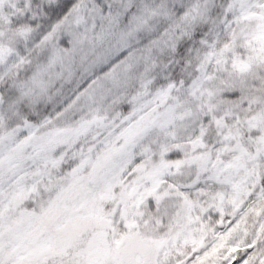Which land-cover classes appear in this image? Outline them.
<instances>
[{"label":"rangeland","instance_id":"obj_1","mask_svg":"<svg viewBox=\"0 0 264 264\" xmlns=\"http://www.w3.org/2000/svg\"><path fill=\"white\" fill-rule=\"evenodd\" d=\"M137 1L199 40L153 63L99 1L0 0V80L65 23L0 102V264H47L80 218L71 264H264V0Z\"/></svg>","mask_w":264,"mask_h":264},{"label":"trees","instance_id":"obj_2","mask_svg":"<svg viewBox=\"0 0 264 264\" xmlns=\"http://www.w3.org/2000/svg\"><path fill=\"white\" fill-rule=\"evenodd\" d=\"M97 1L104 5L107 10L112 12L114 16L119 17L120 21H124L125 23L130 25L131 31L133 32V36L131 37L133 49H136L139 52L146 51L147 49L146 52H149L151 54V60H153V63L168 57V43L171 42L170 34H172V30L175 31L176 27H178L179 24L183 26L182 28L184 29V31L181 32L182 34L176 45L178 44V42H180V46L184 48L188 44H191L193 40H199V36L196 35L195 30L193 29V27L195 26L194 23L190 24L186 21L181 22L174 19L169 20L166 19L164 15L153 16L149 12L148 14H146V20L133 19L134 17H136V15H138L141 7L143 8L142 4H140L137 0H83V2L87 4ZM64 24L65 23H60L48 36L45 37V39L40 42V44L34 47L33 50L29 52L22 50L19 51L21 56L18 65L7 72L6 75L0 80V102L3 104V106L9 107V109L13 108V93L11 91L14 90L16 81H19V79L22 80L24 75L30 72L31 67L36 64L43 55H48L45 52L47 51L46 47L48 43L54 44L58 35L60 34L58 32H60V29H62V27H64ZM0 35H2L1 32ZM1 38L7 39V45L9 43L7 41L11 40L8 38V36H2ZM141 53L144 54V52ZM177 56L179 57L180 55L178 54ZM120 92H122L121 94L123 95L124 99L127 94L129 96V91H125V89L121 90ZM134 108L135 107L131 108L129 113H131ZM5 109L7 110V108ZM17 109L21 114L28 115L25 105L19 104ZM96 224L91 223L83 218L78 219L77 223L72 227V229L69 228L70 231H68L70 235L69 241H71L69 244L70 247H68L64 252H59L58 254H56L54 258L50 259L47 262V264H71V248H73L76 242L78 243V247L81 246L80 242L82 240L88 242L90 235L94 233L98 228ZM126 244H128V242H125L122 250H124ZM149 250L150 249L145 248L143 245L138 246V252L140 253L136 254L138 261L136 260V257H134V252L125 253V260L122 264H131L132 260L133 262L136 260L135 264H138L139 261L140 264H150L147 263L146 260L142 259V256H151ZM74 264H80V261Z\"/></svg>","mask_w":264,"mask_h":264}]
</instances>
